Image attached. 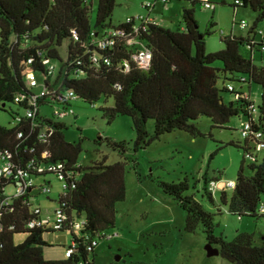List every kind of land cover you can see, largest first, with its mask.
<instances>
[{
    "label": "trees",
    "instance_id": "16d2710c",
    "mask_svg": "<svg viewBox=\"0 0 264 264\" xmlns=\"http://www.w3.org/2000/svg\"><path fill=\"white\" fill-rule=\"evenodd\" d=\"M150 1L152 5L146 8L153 7ZM190 1L193 6L183 7L181 23L171 28L144 16L113 24L117 0H98L95 25L91 23V0H0L1 109L16 103L23 110V114L12 111V126L0 124V168L6 160L11 163V171L0 175V202L9 200L0 206V264H95L93 242L106 237L104 231L115 226L116 205L126 197L128 145L108 139L109 145L120 152V160L108 163L104 155L91 165L80 164L82 139L69 141L62 118L53 113L56 107L75 109L78 99L97 106L101 98L113 97L114 105L101 107L103 116L108 122L119 115L131 117L135 152L175 130L194 137L202 134L194 123L201 115L210 117L215 127H223L234 116H245L251 122L250 136L243 143H231L243 148L251 162V173H246L242 163L232 193L222 189L220 199L229 212L239 217H264V149L259 158L252 147L259 141L256 133L264 136V63L257 65L253 57L256 51L264 52V41L256 40V25L264 20V0L220 1L234 8L249 7L257 17L251 33L223 35L224 48L214 52H207L206 36L215 23L210 20L202 32L194 5L203 2ZM212 3L213 10L216 4ZM111 30L120 33L109 35ZM135 37L152 52L144 72L133 57L137 47L126 43ZM108 38L113 43L103 45ZM45 59L56 66L52 76L47 73ZM216 61H221L222 66H214ZM31 72L38 75L45 88V95L35 102L34 89L27 81ZM234 82L242 85L236 87ZM252 83L261 87L257 105L250 91L244 89V84L250 89ZM70 91L75 99L67 97ZM223 91L232 93V100L226 102ZM27 109L34 111L33 116L26 115ZM149 120H154L152 133ZM60 173L64 186L57 202L65 220L57 229L31 226L30 222L40 217L30 201L32 191L50 187L46 175L59 178ZM39 176H44V181L36 185L35 178ZM202 180L203 195L214 203L210 182L218 180L208 177L207 172ZM19 181H30L32 185L20 195L8 194L7 184L16 189ZM159 183L185 211L187 231L196 232L202 225L207 245L217 246L214 248L219 254L233 264H264V236L256 241L253 233L240 232L227 240L223 234L215 233L214 214L187 193V179ZM81 220L76 231L75 224ZM65 229L71 231L68 247L73 251L63 258L46 260L44 247L49 243L44 232ZM21 232L26 234L25 240L15 243L14 235Z\"/></svg>",
    "mask_w": 264,
    "mask_h": 264
},
{
    "label": "rangeland",
    "instance_id": "374dc122",
    "mask_svg": "<svg viewBox=\"0 0 264 264\" xmlns=\"http://www.w3.org/2000/svg\"><path fill=\"white\" fill-rule=\"evenodd\" d=\"M91 1V23L95 25L98 0ZM147 1L150 0H117L112 23L118 24L132 16H144L154 18L164 26L176 28L181 23L182 8L193 6L190 0H170L167 3L152 0L153 7L146 8ZM210 1L216 4L213 10L205 8L199 2L194 5V10L202 32L206 30L210 20L215 23L212 32L206 36L207 52H214L224 48L221 40L223 35H248L257 13L249 7L234 8L220 3L221 0ZM242 19L248 24L244 28L238 24ZM256 31V40L264 41V20L257 23ZM242 51L249 53L244 48ZM65 55L63 50V56ZM253 57L257 65L264 63V52L256 51ZM213 65L221 67L222 62L216 61ZM139 69L145 71L143 66ZM234 85L240 87L242 84L234 82ZM219 86H222L221 80ZM250 86L249 89V85L244 84V89L250 91L251 98L257 105L261 101V87L256 83ZM222 95L226 102L233 98V94L228 91H223ZM74 105L75 116L64 117L61 121L66 126L65 134L69 141L82 139L80 164L91 165L104 155L107 156L108 163L120 160V152L109 145L108 139L125 141L128 145L126 197L116 205L115 226L107 228L104 231L106 237L100 238L94 247L95 264H233L219 253L208 254L206 233L202 225L196 232L185 229V211L163 191L160 180L178 182L187 179L190 185L187 193L194 195L206 210L214 214L215 233L223 234L227 240L234 239L240 232L253 233L256 241L264 236L263 216L239 217L229 212L227 205L220 199L222 189H226L229 195L232 193V189L226 185L228 181L236 180L242 163L246 173H251V162L244 155L243 148L231 143L244 142L240 128L241 122L247 119L245 116H234L223 127H215L210 117L201 115L194 123L202 134L194 137L186 131L175 130L163 134L146 148L135 152L132 144L136 134L131 117L119 115L108 122L103 116L101 107L114 105L113 97L107 100L101 98L96 102L97 106H92L83 99H78ZM12 111L23 114L22 108L16 103L7 104L6 110L1 109L0 104V124L13 125ZM48 111L51 112L50 109ZM148 127L152 133L154 120H149ZM261 156L262 152L258 157ZM205 172L208 177L218 180L213 190L214 203L202 193V175ZM46 179L50 180V191L35 188L30 201L40 209L44 219L53 217L50 222V226H53L63 182L53 174L46 175ZM43 181L44 176L35 178L36 185ZM6 192L13 194L14 185L7 184ZM43 236L49 243L44 247V258H63L72 241L71 231H46ZM25 238L26 234L23 232L14 235L15 243H21Z\"/></svg>",
    "mask_w": 264,
    "mask_h": 264
},
{
    "label": "built area",
    "instance_id": "2783aa9c",
    "mask_svg": "<svg viewBox=\"0 0 264 264\" xmlns=\"http://www.w3.org/2000/svg\"><path fill=\"white\" fill-rule=\"evenodd\" d=\"M203 2V6L205 8H213L214 7V4L210 1V0H202ZM152 5V2L151 1H147L146 2V6H151ZM138 17V16H137ZM241 27H246L248 24L247 22L242 19L239 23H238ZM120 33L119 31H116V30H111L109 35H116ZM113 43V40L112 39H109L107 40L106 43H104L103 45L105 44H112ZM126 43L129 45V46H136L137 47V51L134 52V60L136 61V64H137V67L139 69L140 66H143L145 69L148 68L149 66V63L151 61V58H152V52L150 50L149 47H147L145 44L141 43L138 39V37H135V38H132V39H128L126 41ZM31 61V60H29ZM45 63L48 64V70H47V73L49 76H52L55 72V64H53L52 62L49 61V59H45L44 61ZM27 81H28V86H30L31 88L34 89V95L32 97V102H35L36 100H38L39 98L43 97L45 95V88L44 86L41 85V81L38 77L37 74L31 72L28 74V77H27ZM67 97L68 98H71V99H75L76 96L75 94L70 91L67 93ZM17 100L20 99V97H17L16 98ZM75 109L73 107H70V106H65V107H56L54 108V115L58 118H64V117H67V116H71L73 114H75ZM34 114V111L32 109H27L26 110V115L27 116H33ZM18 119L20 118L19 116L17 117ZM250 128H251V122L248 121V120H244L242 123H241V128H240V132H241V135L242 137L245 139L247 137L250 136ZM256 138H258V143L254 144L253 148L255 151L257 152H261L263 149H264V136L262 135L261 132H258L256 133ZM10 155L8 154L7 157H9ZM60 166V165H58ZM11 163L6 160L4 162V164L2 165V167L0 168V175L3 174V173H9L11 171ZM21 175L24 174V172L20 171L19 172ZM18 175H16L17 177ZM59 178H63V174L60 173L59 174ZM29 185H32V183L30 181L28 182H21L19 181L17 184H16V189H15V195H20L21 193L24 192L25 188ZM210 185H211V188L212 190H214V188L217 186V181H211L210 182ZM235 185V182L234 181H228L227 183V187L229 188H233ZM63 186H64V183H63ZM41 191H44V192H49L50 191V188L49 187H43L41 189ZM9 200H4L2 202H0V206L2 205V203L4 204H8ZM36 211L40 213V217H39V220H33L30 222V225L31 226H34L35 224H39V225H42L44 227H49V228H54V229H57L61 226V224L63 223V221L65 220V215L64 213L62 212V210L57 207V209L55 210V222H54V225L53 226H50V222H51V219L53 217H48L47 219H44L42 216H41V211L39 208L36 207ZM83 223V220H81L80 222L76 223L75 224V229L79 228L80 225ZM98 242V240H95L93 243L94 245H96ZM73 251V249L70 247H67L66 251H65V255L66 256H69L71 254V252Z\"/></svg>",
    "mask_w": 264,
    "mask_h": 264
},
{
    "label": "water",
    "instance_id": "95a60500",
    "mask_svg": "<svg viewBox=\"0 0 264 264\" xmlns=\"http://www.w3.org/2000/svg\"><path fill=\"white\" fill-rule=\"evenodd\" d=\"M206 249H207L209 255L219 253V250L217 248H214L211 244L206 245Z\"/></svg>",
    "mask_w": 264,
    "mask_h": 264
},
{
    "label": "crops",
    "instance_id": "0c3cea01",
    "mask_svg": "<svg viewBox=\"0 0 264 264\" xmlns=\"http://www.w3.org/2000/svg\"><path fill=\"white\" fill-rule=\"evenodd\" d=\"M258 154L260 153V152H257Z\"/></svg>",
    "mask_w": 264,
    "mask_h": 264
}]
</instances>
